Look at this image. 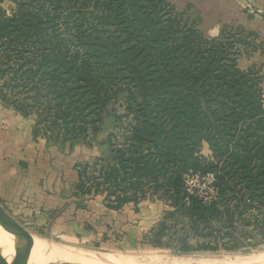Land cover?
<instances>
[{
  "label": "trees",
  "instance_id": "1",
  "mask_svg": "<svg viewBox=\"0 0 264 264\" xmlns=\"http://www.w3.org/2000/svg\"><path fill=\"white\" fill-rule=\"evenodd\" d=\"M113 1L126 8L129 14L125 17L131 16L136 24L135 35L132 32L130 35L144 42L138 49H126L122 42L111 46L107 39L98 37V45L93 44L80 64L76 59H67L64 52H59L60 48L54 50L52 58H35L37 71L42 73L47 67L50 70L48 76L42 73L35 78L38 86L44 85L48 90L39 87L33 92L35 96L29 97L41 101L49 98L58 106L56 111L61 117L49 126L48 140L85 142L89 132L97 134L103 113L112 97L115 98V92L109 94L107 86L116 76L115 71L125 72L123 75L135 85V89L128 90L131 93L125 101L126 116L133 122L126 126L125 140L118 147L100 143L102 146L108 143L110 150L92 164L91 168L100 166L102 181L93 178L90 186L97 192L102 183L117 188L128 183L134 190L128 188L127 192L132 194L118 197L119 204L110 206L122 209L149 199L144 189L154 183V190L163 191V196L172 201V210L166 213L174 222L171 228L180 224V230L187 226L192 234L223 235L232 246L237 234L247 235L243 228L252 227L251 232L264 239V219L246 220L252 211L264 212V109L259 98L260 80L254 74L240 71L226 51L219 48L201 47L181 56L178 48L171 46L174 41L166 42L160 29L146 30L154 25L148 19L143 20L141 10L145 0ZM117 16L115 19L119 21ZM38 23H45L39 14L0 17V39L24 40ZM49 24L52 29V21ZM236 135L237 139L231 142ZM202 140L219 158L224 155L221 147L229 150L231 143L235 147L220 175L215 174L214 195L208 201L186 194L183 188L184 174L199 169L194 154ZM87 167L82 166L81 177ZM207 170L215 172L219 168L210 166ZM83 179L77 190L87 193L90 186L84 188ZM165 225L161 222L150 234L153 246H163L160 239L164 237ZM240 226H244L242 231H238ZM150 235H146L147 239ZM184 236L178 242L179 252L187 253L192 245L188 235ZM197 248L216 249L209 245Z\"/></svg>",
  "mask_w": 264,
  "mask_h": 264
},
{
  "label": "rangeland",
  "instance_id": "2",
  "mask_svg": "<svg viewBox=\"0 0 264 264\" xmlns=\"http://www.w3.org/2000/svg\"><path fill=\"white\" fill-rule=\"evenodd\" d=\"M243 1H241L242 8L247 16L251 18L264 16V10L254 6L251 1V8L254 12H249ZM183 4L184 2L180 0L143 1L144 8L141 10L143 20L148 19L149 23L152 26L154 25L146 30L149 32L151 29H160L164 33L166 42L174 41L171 46L172 48H178V53L181 56L186 55L190 50L196 52L201 47L219 48L226 51L227 56L234 60L235 67L247 74H254L260 80L259 98L264 109V39L259 38L257 33L241 26L229 25H224L218 35H210L203 28L200 13L198 14L195 10L185 7ZM15 14L18 17L39 14L45 23H38L36 30H33L24 40L17 39L10 42L0 39V107L3 111L12 110L22 118L32 121L35 135L44 139L47 144L71 143L62 139L58 141L48 140L49 126L51 127V124L57 121L56 119H61V117L58 116L56 111L58 106L53 101H49V98L42 101L36 98L31 99L35 96L33 92L39 87L42 91L48 90L44 85L38 86L36 84L38 80L35 78H40L42 73L47 74L46 76L50 74L48 67L42 73L37 71L35 58H44V56L52 58L54 50L60 48L59 52H64L67 59H76L75 62L80 64L86 59V52L89 49L92 50L93 44L98 45L96 42L98 37L107 39L106 41L111 46L122 42V47L126 49H129L128 47L138 49L144 42L134 39L130 35L131 32L135 35L134 31L138 28L131 20V16L125 17V14H129L126 8L118 7L113 0H0L1 18L8 19L15 16ZM116 16L119 21L115 19ZM119 16H123L125 19ZM51 21L52 29L49 24ZM131 23L133 24L131 25ZM202 42L205 43L202 44ZM9 47L12 51L8 53ZM182 51L184 54L181 53ZM124 73L115 71L116 76L112 78L107 86L109 94L115 92V98L112 97L113 101L103 113V123L100 131L95 135L89 132L90 135L85 142H76V144L81 143V146L89 148L96 147L99 151L98 157L94 160L79 161L75 165L78 184L81 178H84V188H89L90 184L93 183V178L102 181V175L99 172L100 166L97 164L96 167L91 168L95 160L101 158L103 154H107L110 150L108 143L103 146L100 143L109 142V145L113 148L118 147L125 140L126 126L129 122H133V119L126 116L125 101L128 94L131 93L128 90L130 88L135 89V85L126 75H123ZM45 83H48V81L46 80ZM71 88L75 89L74 87ZM30 95L32 97H29ZM80 104L83 106L84 101ZM39 118L42 119L40 123ZM43 120L46 122H43ZM236 139L237 135L231 142ZM229 146V150L221 147L224 155L219 158L220 155H217L206 141H200L195 147L194 154L198 159L199 169L183 176V188L186 194H193L206 201L213 198L212 183L215 181V174L220 175L221 168L229 161L228 156L235 152L233 143ZM83 165L89 168L87 167L86 174L81 177L80 170H82ZM210 166L218 167L219 171H208L207 168ZM235 179H239V176ZM127 184L124 183L123 186L117 188L102 183L97 192L90 186V189L86 191L87 193L79 192V194L82 198H88L86 200L95 203V206L97 204L99 210H101V213L98 214L99 217H106V214H109L107 208L119 210L110 207L119 204L118 197L132 194L131 191L134 189L129 188ZM237 187H240V183ZM128 188L131 191L127 192ZM144 192L149 199L139 201L136 204L130 203L137 210L135 220L131 219L123 222L119 227H116V223L107 225L106 232L115 239L114 242H106L109 241L106 234H101L98 231L93 232L97 244L90 240L86 241V238H78L79 241L72 243L52 240L36 234H31V236L47 246L50 244L52 247L75 249L119 259L158 260L160 264L229 262L241 260V258L255 257L264 253V239L258 233L251 232L252 227L243 228L247 235H236L237 239L233 245L234 247L228 243L226 238H223V235L217 237L210 234H207V236L192 234L187 226L180 230V224L177 228H171L174 222L171 218L166 217V213L172 210L171 199L163 196V191H155L154 183H151L148 189L145 187ZM185 202L187 201L185 200ZM139 206L141 210H139ZM261 213L252 211L247 215L246 220L251 221L253 218L262 220L264 219V212ZM161 222L166 224L164 237L160 239L163 246L155 247L152 245L154 238L150 234L154 233ZM113 227H116L117 230L113 231ZM242 227L244 226H240L238 231H242ZM112 232H114L113 235ZM96 233L101 234V236L97 237ZM146 235L151 237L147 239ZM184 235H188V240L192 245V250L187 253L179 252L178 242L185 237ZM199 245H209L216 249L204 250V248H197Z\"/></svg>",
  "mask_w": 264,
  "mask_h": 264
},
{
  "label": "crops",
  "instance_id": "3",
  "mask_svg": "<svg viewBox=\"0 0 264 264\" xmlns=\"http://www.w3.org/2000/svg\"><path fill=\"white\" fill-rule=\"evenodd\" d=\"M180 1L200 13L203 28L210 35H218L229 25L241 26L264 39V16H247L242 0ZM249 1L264 10V0ZM98 155L96 147L81 143L49 145L35 135L32 121L0 107V205L31 234L72 243L86 238L97 244L93 232L98 231L106 234V242H114L106 232L107 225L116 223L119 227L135 220L137 210L130 204L119 210L107 208L109 214L99 217L97 204L80 196L75 165Z\"/></svg>",
  "mask_w": 264,
  "mask_h": 264
},
{
  "label": "bare ground",
  "instance_id": "4",
  "mask_svg": "<svg viewBox=\"0 0 264 264\" xmlns=\"http://www.w3.org/2000/svg\"><path fill=\"white\" fill-rule=\"evenodd\" d=\"M32 237V236H31ZM37 244L43 246L51 255L67 264H160V261H146L138 259H119L115 257L102 256L87 252L77 251L75 249L57 248L48 246L33 239ZM50 245V247H49ZM23 243L16 240L10 233L7 226L0 220V260L11 264H46L36 258L34 262H27L23 259ZM235 259V258H234ZM239 259V258H238ZM171 264H264V253L255 257L245 258L227 262H175Z\"/></svg>",
  "mask_w": 264,
  "mask_h": 264
},
{
  "label": "water",
  "instance_id": "5",
  "mask_svg": "<svg viewBox=\"0 0 264 264\" xmlns=\"http://www.w3.org/2000/svg\"><path fill=\"white\" fill-rule=\"evenodd\" d=\"M0 220L7 226L12 236L23 243L22 254L25 261L34 262L39 256L38 260L46 264H67L51 255L43 246L37 244L31 237V233L11 217L1 205ZM0 264L11 263L0 260Z\"/></svg>",
  "mask_w": 264,
  "mask_h": 264
},
{
  "label": "built area",
  "instance_id": "6",
  "mask_svg": "<svg viewBox=\"0 0 264 264\" xmlns=\"http://www.w3.org/2000/svg\"><path fill=\"white\" fill-rule=\"evenodd\" d=\"M243 4L246 6L247 9H249V12H254L253 9L251 8V4L249 0H244Z\"/></svg>",
  "mask_w": 264,
  "mask_h": 264
}]
</instances>
